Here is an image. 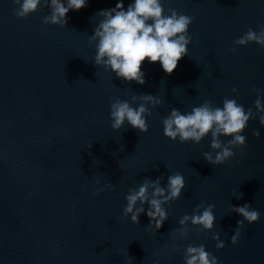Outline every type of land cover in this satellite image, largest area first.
<instances>
[{"label":"water","instance_id":"obj_1","mask_svg":"<svg viewBox=\"0 0 264 264\" xmlns=\"http://www.w3.org/2000/svg\"><path fill=\"white\" fill-rule=\"evenodd\" d=\"M115 2L88 0L61 26L41 22L47 7L17 18L12 0H0V264H126L127 254L132 264H151L154 253L160 264H183L188 243L203 244L220 264H264V126L250 119L243 152L212 165L201 155L211 151L209 136L180 143L165 137L161 124L171 108L183 112L204 100L252 105L254 89L264 90V48L254 42L232 48L249 27L264 24V0H163L165 11L194 16L192 40L170 74L145 58L143 84L123 82L91 61L95 13ZM133 93L161 98L146 118L147 131L127 124L113 131L109 97ZM175 171L185 187L164 206L168 218L155 234L143 213L137 224L121 218L130 186L161 173L163 184ZM97 177L114 188L93 195ZM201 202L215 205L213 229L190 227L178 239L170 230ZM245 202L260 216L244 223L233 245L229 237L242 217L229 204Z\"/></svg>","mask_w":264,"mask_h":264},{"label":"clouds","instance_id":"obj_2","mask_svg":"<svg viewBox=\"0 0 264 264\" xmlns=\"http://www.w3.org/2000/svg\"><path fill=\"white\" fill-rule=\"evenodd\" d=\"M15 7L12 9L17 18H24L38 7H47L48 12L42 17V23L64 26L69 10H78L87 5L88 0H12ZM99 17L88 37L94 42L95 51L91 59L96 67L110 71L123 82L144 83V72L141 70L142 61L147 58L149 63L159 62L161 69L170 74L177 65V61L187 54V45L192 40L188 28L194 19L193 15L178 12L169 7L165 11L163 0H116L113 7L99 9L95 13ZM254 42L264 48V24L257 29L249 27L243 34L233 40L235 46H244ZM232 93H237L235 86ZM256 96L252 105L245 107L235 98L224 97L221 104L215 105L204 100L190 110L181 111L173 107L161 120L162 134L169 140L184 143L192 141L199 143L206 135L209 136L211 151H203V159L212 165H221L235 156L236 151L243 152L246 137L243 130L247 122L255 118L260 126H264V90L254 89ZM161 103V98L151 93L135 94L129 99L109 97V119L113 131L128 127L138 132H146L148 124L146 118L151 115V108ZM252 135L258 137L259 129H253ZM225 139H221V138ZM236 150V151H234ZM164 180L161 173L155 179L144 177L135 187H129L124 195L125 204L121 209V218L127 217L131 223H139L141 213L148 218L146 230L151 229L155 234L162 223L168 218V211L164 207L177 200L185 187L184 176L175 171L169 173ZM94 183L99 187L97 192L111 190L114 185L97 177ZM240 199L239 193H234ZM215 205L203 202L192 209L191 214L185 213L178 219V227L170 232L178 234L183 240L190 227L203 229L205 233L213 229L216 219L213 209ZM231 212L237 213L242 219L236 221V227L229 237L235 245L245 222L253 223L258 220L260 212L252 208L249 203L242 205L229 204ZM211 239L216 241L217 249L224 246L219 239L218 232H212ZM179 245L174 243L173 250ZM151 264H160L159 255L154 253ZM132 257L127 254L126 264H132ZM183 264H220L217 257L207 251L203 244L188 243L182 254Z\"/></svg>","mask_w":264,"mask_h":264}]
</instances>
